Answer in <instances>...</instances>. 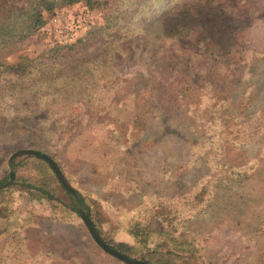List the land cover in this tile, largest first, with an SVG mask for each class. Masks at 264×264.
Here are the masks:
<instances>
[{
	"label": "rangeland",
	"instance_id": "obj_1",
	"mask_svg": "<svg viewBox=\"0 0 264 264\" xmlns=\"http://www.w3.org/2000/svg\"><path fill=\"white\" fill-rule=\"evenodd\" d=\"M249 5L251 20L239 28L235 47L241 46L229 64L203 46L194 49L189 36L182 44L166 37L156 22L137 28L146 41L137 40L136 46L131 40L117 63L118 74L101 81L83 121L68 125L80 114V104H42L41 114L48 111L41 119L49 122L43 120L38 132L29 130L27 143L0 140L5 148L0 181L12 169L13 152L35 149L52 155L87 201L102 204L103 223H121L111 237L133 245L134 256L141 249L124 230L129 215L139 205H161L180 221L173 228L193 236L189 241L197 251L185 254L184 264H264V0ZM146 10L150 22L163 5ZM45 17L35 33L5 49L7 60L21 52L37 57L56 43L74 44L81 56L92 58L107 41L95 31L104 23L99 9L75 3ZM148 74L164 75L167 82L156 88ZM169 84L179 91L165 103ZM13 103V98L0 102V124L14 117ZM31 139L41 144H28ZM199 192L203 199L191 206ZM4 205L9 210L8 218L0 217V264H122L95 242L81 217L52 220L43 195L11 190L0 196ZM84 234L88 241L82 242L78 236ZM156 242V232L149 231L146 247Z\"/></svg>",
	"mask_w": 264,
	"mask_h": 264
},
{
	"label": "trees",
	"instance_id": "obj_2",
	"mask_svg": "<svg viewBox=\"0 0 264 264\" xmlns=\"http://www.w3.org/2000/svg\"><path fill=\"white\" fill-rule=\"evenodd\" d=\"M75 3H82L88 9L104 11V23L95 31L99 36L104 35L107 41L96 56H81L76 45L56 43L43 50L38 58L21 52L15 53L13 60L6 59L5 49L23 41L42 27L46 22L45 14L54 13L57 7ZM157 4L163 5V11L155 18L149 16L148 22L146 8ZM251 14L249 0H0V102L13 98L16 110L10 122L0 124V140L13 138L16 143H27L29 130L38 132L43 120L49 122L46 117L41 119V115L48 111L46 108L47 111L41 114L42 104H80V114L69 120L68 125L83 121L85 111L90 112L92 109L90 99L100 88L101 81L107 76L112 78L113 74H118L117 63L121 61L123 52L131 47V40L136 42V46L138 41H146L147 35L141 31L136 32L137 28L156 22L155 26L166 37L182 44L183 39L189 36L194 41V49L203 46L209 56L225 57L226 64H229L230 54L241 46L238 44L235 47V41L242 37L239 28L251 20ZM116 44L118 47L114 49ZM136 46L133 45L132 48ZM113 63L114 66L111 65ZM232 64L238 66L239 62L234 60ZM234 71L235 68L231 69L232 74ZM225 72L228 73V70ZM147 79L153 81L156 88L167 82L164 75L158 79L148 74ZM230 80L233 81L231 78ZM213 88L217 91L215 85ZM174 91L179 90L169 84L166 97L163 98L165 103L175 98ZM33 142L41 144L33 139L28 144ZM34 148L38 149L36 146ZM1 152H5V148L0 142ZM49 156L54 159L52 155ZM57 165L63 173L58 163ZM11 167L12 180L9 185L6 184L9 179L7 174L0 181V196L11 190L24 191L30 197L43 195L51 207L50 218L63 223L70 222L74 217L80 218L78 208H81L88 214L100 238L128 257H143L142 259L152 264H184L188 259L185 254L197 251L189 241L193 236L178 232L175 228L176 224L181 223L176 222L177 216L172 215L171 209L163 211V206L160 205L155 207L157 210H150L145 205H139L133 209L134 215H129L124 226L128 235L140 245L139 257L134 256L133 245L111 237L120 229L121 223L116 221L109 225L108 219L103 223L102 213L98 210V206L102 204L95 199L87 201L75 187V196L69 193L43 159L33 155H20L12 161ZM202 199L203 193L199 192L194 196L191 206ZM8 210V206L0 207V217L8 218ZM141 210L142 214L139 213ZM151 230L156 232L157 242L154 247L147 248V235ZM3 231H7V228ZM78 237L84 240L82 242L88 241L87 234ZM186 241L189 245L187 248L184 246ZM176 259L183 261L178 263Z\"/></svg>",
	"mask_w": 264,
	"mask_h": 264
},
{
	"label": "water",
	"instance_id": "obj_3",
	"mask_svg": "<svg viewBox=\"0 0 264 264\" xmlns=\"http://www.w3.org/2000/svg\"><path fill=\"white\" fill-rule=\"evenodd\" d=\"M20 154H32L35 155L37 157L42 158L44 161L47 162V164L49 165V167L52 169V171L55 173L57 179L60 181V183L63 185V187L69 192L71 193L73 196H75V190L70 186V184L68 183V181L66 180V178L64 177V175L62 174V172L60 171L59 167L57 166V164L55 163V161L48 156L47 154L35 150V149H19L16 150L15 152H13L9 158H8V165L9 167L11 166V163L14 159V157L20 155ZM9 179L8 182L6 184H9L12 180L13 177V171L10 168L9 172ZM78 212L79 215L83 221V223L85 224V226L87 227L90 235L92 236V238L95 240V242L107 253H109L110 255L118 258L119 260H122L128 264H151L149 262L140 260V259H133L130 258L122 253H120L119 251L115 250L114 248L110 247L109 245H107L98 235L94 225L92 224L88 214L81 208H78Z\"/></svg>",
	"mask_w": 264,
	"mask_h": 264
}]
</instances>
